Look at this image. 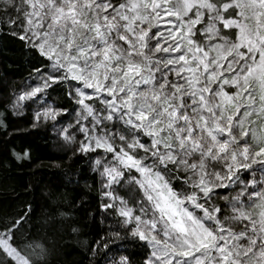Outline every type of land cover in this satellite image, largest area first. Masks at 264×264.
I'll use <instances>...</instances> for the list:
<instances>
[{
	"label": "snow or ice",
	"instance_id": "1",
	"mask_svg": "<svg viewBox=\"0 0 264 264\" xmlns=\"http://www.w3.org/2000/svg\"><path fill=\"white\" fill-rule=\"evenodd\" d=\"M18 5L19 0L12 9L24 21L20 38L49 59L61 80L81 85L74 88L83 113L77 121L85 135L81 150L111 154L114 164L104 171L109 186L119 182L123 170L141 174L152 219L142 220L143 208L134 215L122 207L120 215L135 222L132 237L151 241L154 264H264V146L252 151L244 139L250 118L264 114V0H23L24 8ZM217 25L236 29L235 41L216 43ZM197 31L203 45L193 39ZM42 91L37 87L20 99ZM93 100L98 108L90 105ZM117 126L126 135L114 132ZM116 140L120 144L114 146ZM209 162L223 174L209 170ZM154 168L183 171L192 193L181 198ZM241 171L251 177L248 183L240 179ZM254 172L261 173L259 179ZM233 184L241 190L231 217L201 202ZM245 201L255 215L244 209ZM232 220L247 223L234 231L228 226ZM13 231H0V250L9 254ZM16 260L24 264L23 257Z\"/></svg>",
	"mask_w": 264,
	"mask_h": 264
},
{
	"label": "trees",
	"instance_id": "2",
	"mask_svg": "<svg viewBox=\"0 0 264 264\" xmlns=\"http://www.w3.org/2000/svg\"><path fill=\"white\" fill-rule=\"evenodd\" d=\"M16 3L17 0H0V231L14 229L11 248L23 257L24 264H154L151 241L132 237L135 222L128 223L120 215L122 207L131 208L134 215H141L143 208L142 220L152 219L150 202L139 184L141 174L123 170L119 182L109 186L104 171L114 164L111 154L81 150L85 135L77 121L83 113L74 92L81 85L61 80L49 59L27 38H20L24 21L12 9ZM18 6L24 8L23 0ZM217 27L220 39L216 43L235 41L236 29ZM193 39L198 44L205 43L199 31ZM48 78L52 80L44 87ZM37 87L43 91L20 99ZM225 90L231 94L232 89ZM89 103L99 107L95 100ZM250 119L246 125L249 136L244 139L250 150L258 151L264 146V114ZM113 131L126 135L122 126ZM145 139L142 137L141 142ZM119 144V140L114 142V146ZM208 168L224 172L216 162H209ZM153 171H159L181 198L192 193L183 171ZM239 175L245 183L251 179L243 171ZM260 176L254 172L256 179ZM240 190L239 184L216 189L209 194L210 201L201 198V202L231 217V205ZM248 190L252 191L251 185ZM243 207L255 215L249 202L245 201ZM189 211L202 217L199 210L189 207ZM245 223L232 220L228 226L239 231ZM152 234L162 239L158 232ZM0 264L18 262L0 250Z\"/></svg>",
	"mask_w": 264,
	"mask_h": 264
},
{
	"label": "rangeland",
	"instance_id": "3",
	"mask_svg": "<svg viewBox=\"0 0 264 264\" xmlns=\"http://www.w3.org/2000/svg\"><path fill=\"white\" fill-rule=\"evenodd\" d=\"M12 249H13V251H12V253H11V255H12V257L16 260L18 257H22L18 252H16V250L12 247ZM23 261H24V259H23ZM16 262H18L17 260H16Z\"/></svg>",
	"mask_w": 264,
	"mask_h": 264
}]
</instances>
